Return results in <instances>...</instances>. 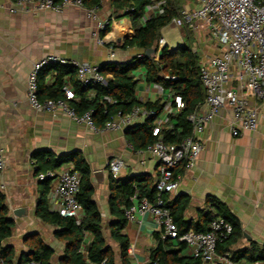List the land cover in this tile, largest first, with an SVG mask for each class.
<instances>
[{"label": "crops", "instance_id": "crops-1", "mask_svg": "<svg viewBox=\"0 0 264 264\" xmlns=\"http://www.w3.org/2000/svg\"><path fill=\"white\" fill-rule=\"evenodd\" d=\"M14 1L0 0L5 6L0 8V140L5 159L0 172V190L6 196L9 216L15 222L7 244L20 256L28 250L27 239L38 235L54 249L53 264H60L65 242L56 238L57 227L37 215L45 184L37 177L34 154L49 151L57 157L80 151L92 170L93 197L101 211L104 237L114 253L115 263L122 264L120 245L111 233L112 224L118 218L112 213L109 202L108 162L115 157L124 160L125 166L118 176L122 181L143 175L156 183L160 174L159 161L147 151L131 148L125 131L94 132L61 112L36 111L27 98V78L34 62L46 55L98 66L130 59L139 52L136 48L123 47L124 41L134 34L132 20L119 18L116 7L109 0H102L96 13L101 20L112 17L113 22L111 31L104 36L105 44H99L97 21L89 15L92 8L67 5L60 12L26 13L12 11L10 7ZM197 6L196 0H192L185 9ZM182 45L181 42L167 43L171 52H177ZM216 46L218 52L212 56L220 52L217 42ZM160 51L156 52V59ZM207 59H201V63ZM55 74L48 72L45 82L53 84ZM135 74L139 79L136 97L140 102L165 103L172 95L171 91H161L156 84L148 83L144 68ZM64 85L75 90L70 75L64 76ZM206 110L202 105L199 112ZM229 118L230 111L221 110L198 133L202 152L195 166L182 173L179 188L171 195L190 197L185 217L193 221L198 219V211L206 207L209 197L220 200L240 223L242 234L231 246V251H238L252 243L264 245V107L259 110L255 131H243L234 136L228 126ZM49 195L50 191L47 194L50 203ZM159 231L161 227L155 217L147 213L138 220L127 221L122 234L135 245L140 261H150L151 248L156 245L155 233ZM91 240L92 236L87 234L86 241ZM182 255L191 256L189 249L186 248ZM261 263L243 259L237 264Z\"/></svg>", "mask_w": 264, "mask_h": 264}, {"label": "trees", "instance_id": "trees-1", "mask_svg": "<svg viewBox=\"0 0 264 264\" xmlns=\"http://www.w3.org/2000/svg\"><path fill=\"white\" fill-rule=\"evenodd\" d=\"M82 1L88 8H98L102 2V0ZM109 1L118 10L119 18L128 17L133 23L134 34L124 41L123 47L136 48L141 52L124 62H107L99 65L100 72L106 80L105 84H82L75 78L77 70L74 66L46 67L40 73V97L42 99L63 97V78L70 75L78 97V100L72 101L75 110L79 114L93 110V118L100 127L112 116L118 113L127 114L136 106H144L160 114L164 103L160 101L140 102L136 97L139 79L135 72L144 68L145 79L148 83L159 84L164 90L171 91L173 95L183 97L185 107L171 114L172 127L163 131L165 142H181L192 132L188 116L205 101V89L200 78L201 58L188 43H184L177 52H171L167 45L164 46L157 59L155 55L147 57L145 52L150 48H158L162 29L181 15L182 0H166L165 13L154 16L145 23L141 22V18L151 0ZM54 2L60 3L62 0H54ZM110 31L111 24H108L101 32V36L104 37ZM48 72L56 73L53 84L45 82ZM90 92L93 93V97H89ZM105 96L110 97L112 101L105 99ZM154 121L155 116H152L125 129V135L135 149H143L155 141L156 138L151 132ZM34 158L37 161V175L47 170H59L72 163L81 176L78 199L84 208V217L80 223H77L74 218L61 216L58 212L51 210L47 197L50 191V181L41 180L45 187L40 194L37 215L46 223L57 227L56 238L65 242V250L59 263L116 264L114 253L103 234L101 211L93 197L92 170L83 153L74 151L56 157L52 152L38 151L34 154ZM182 172L183 170L179 169L178 173ZM155 184L143 175H136L128 181H122L110 173L111 197L109 202L112 213L118 218L112 224L111 233L113 239L120 245L122 264H130L127 252L130 240L122 234L127 223L125 209L131 204V197L136 193L139 198L146 197L154 202L157 197ZM163 198L164 206L170 210L180 234L190 229L206 232L214 218L223 217L233 225V232L219 241L218 253L228 256L235 264L243 259L248 262L264 261V245L252 243L248 248L231 251V246L242 234L241 226L236 217L217 198H208L206 207L198 211L196 221L185 217V211L190 204L188 195H171L165 192ZM14 225V220L9 216L6 196L0 190V260L4 264H33L34 262L53 264L54 249L38 235L30 236L26 241L28 250L17 256L14 247L7 244V240L13 233ZM87 234L92 236V240L86 246L87 255H84L80 249L86 241ZM161 234L162 230L155 233L156 245L150 251L151 261L159 264H201L199 258L182 255L187 248L185 243L179 240L163 239Z\"/></svg>", "mask_w": 264, "mask_h": 264}, {"label": "built area", "instance_id": "built-area-1", "mask_svg": "<svg viewBox=\"0 0 264 264\" xmlns=\"http://www.w3.org/2000/svg\"><path fill=\"white\" fill-rule=\"evenodd\" d=\"M198 6L182 10L181 16L187 24L195 27L199 22L207 25L213 39L218 43L220 52L201 63L200 78L205 89V101L188 116L191 123V135L179 143H167L163 139V131L171 128V114L185 107L181 95H172L164 103L162 112L157 114L153 109L136 106L127 114L118 113L108 119L103 126H98L93 118V110L82 114L77 113L72 101L78 100L75 90L69 85L63 86V97L42 99L39 94V78L41 71L49 66H74L77 79L84 85L92 83L105 84L99 66L90 62L67 59L59 55H46L33 64L27 78V98L36 111L61 112L77 123L85 124L91 131H125L129 126L155 116L151 128L156 138L143 149L159 161L160 174L156 181L157 197L154 202L138 194L131 197V204L125 209L127 221L138 220L149 213L160 225L163 239L179 240L186 244L191 256L199 258L201 264H235L228 256L218 253V243L233 232V225L223 217L214 218L206 232L194 229L180 234L179 227L168 208L164 206L163 193H174L178 190L182 173L193 168L202 152L203 145L197 138L205 126L211 122L221 110H229L228 126L234 136L243 131H255L258 116L264 107V0H196ZM83 6L82 0H15L10 7L12 11L36 13L39 11H62L64 6ZM166 0H151L146 6L141 22L145 23L152 17L165 13ZM5 6L0 4V8ZM97 8L90 9L89 15L96 19L99 33L96 38L99 44H105V37L100 34L113 18L101 20ZM177 19H174L175 21ZM172 21V22H173ZM167 42L164 37L158 41L157 51ZM114 56V53H112ZM158 57V53H157ZM163 91V87L156 84ZM93 97V93L89 94ZM105 99L112 101L110 97ZM251 101H254L252 104ZM202 105L207 107L200 113ZM5 165L4 148L0 140V172ZM125 166L122 158L115 157L108 162L110 173L118 177ZM182 169V173H178ZM39 180L50 181V203L52 210L61 216L74 218L80 223L84 217V208L79 202L81 176L72 163L59 170H47L37 175ZM3 187V186H2ZM88 242L81 246V252L87 255ZM130 264H159L153 261H140L136 256L134 244L128 247ZM0 264H4L0 260ZM33 264H40L34 262ZM261 264H264L262 261Z\"/></svg>", "mask_w": 264, "mask_h": 264}, {"label": "rangeland", "instance_id": "rangeland-1", "mask_svg": "<svg viewBox=\"0 0 264 264\" xmlns=\"http://www.w3.org/2000/svg\"><path fill=\"white\" fill-rule=\"evenodd\" d=\"M191 2L192 0H182V9H185ZM162 35L169 45L180 42L182 44L188 43L200 55L201 59H207L218 52L216 42L211 36L207 25L199 22L193 27L184 22L181 15L177 20L162 29Z\"/></svg>", "mask_w": 264, "mask_h": 264}, {"label": "water", "instance_id": "water-1", "mask_svg": "<svg viewBox=\"0 0 264 264\" xmlns=\"http://www.w3.org/2000/svg\"><path fill=\"white\" fill-rule=\"evenodd\" d=\"M141 51H139L138 53H140ZM156 52H157V49L156 48H150V49H147L146 52H145V55L147 57H150L151 55H156Z\"/></svg>", "mask_w": 264, "mask_h": 264}]
</instances>
